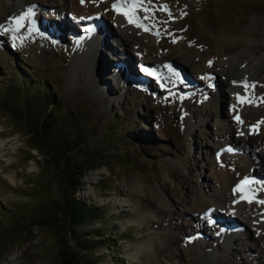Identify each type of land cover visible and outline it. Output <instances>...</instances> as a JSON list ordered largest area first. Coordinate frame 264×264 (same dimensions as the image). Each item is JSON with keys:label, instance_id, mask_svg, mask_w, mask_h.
I'll return each mask as SVG.
<instances>
[{"label": "rangeland", "instance_id": "374dc122", "mask_svg": "<svg viewBox=\"0 0 264 264\" xmlns=\"http://www.w3.org/2000/svg\"><path fill=\"white\" fill-rule=\"evenodd\" d=\"M53 1L0 0V96L5 86L15 85L7 103L18 108L20 84L26 83V95L34 96H44L46 84L59 128L72 134L69 126L76 124L84 148L95 146L102 153L104 161L88 172L84 188L75 194L106 212L102 220L79 228L110 241L96 248L95 264H264V241L248 228L231 225L246 227L241 216L222 221V227L210 215L197 221L195 213L186 212L201 199L222 213V177L232 178L234 187L240 177L252 174L243 169L255 163L262 175L242 186L252 201L241 203L255 204L253 215H264V161L257 155L264 156V141L257 147L243 144L234 126L237 116L253 124L264 118V68L255 76L264 64V0H82L76 16L70 0ZM113 4L128 5V14L152 41L130 38L124 46L125 37L115 32L104 40L108 47L98 45L95 25L116 30L104 14ZM29 8L33 14L17 30L13 19ZM121 48L131 60L116 54ZM191 50L215 65L240 53L253 61L247 71L251 81L241 96L242 115L236 112L240 94L228 95L222 87L221 68L192 72L197 64L188 55ZM76 51L85 59L74 66ZM102 56L110 65L99 63ZM118 65L128 67L133 77L127 70L118 73ZM254 65L257 69L251 70ZM234 66L228 62L222 68L233 73ZM12 122L0 109V264H59L47 228L20 234L21 220L34 214L39 201H50L55 186L47 192L33 189L41 157ZM253 124L249 133L258 136ZM153 189L167 209L156 203ZM227 231L234 235L228 242ZM259 231L264 234V227ZM145 243L147 248L133 259L136 246Z\"/></svg>", "mask_w": 264, "mask_h": 264}, {"label": "trees", "instance_id": "16d2710c", "mask_svg": "<svg viewBox=\"0 0 264 264\" xmlns=\"http://www.w3.org/2000/svg\"><path fill=\"white\" fill-rule=\"evenodd\" d=\"M45 85L41 89L45 95L34 96L26 95V83L20 84L16 92L18 108L7 103L15 85L5 86L7 90L0 96V109L12 118L14 126L24 131L28 148L41 157L33 189L47 192L55 186L51 200L39 201L33 206L34 214L21 220L25 225L20 234L26 235L33 228H47L54 236L59 264H95L96 248L99 244L108 246L110 241L103 238L104 244L103 239H95L91 232L82 233L79 228L102 220L106 212L102 207L86 204L75 194L84 188L82 180L88 172L98 168L104 159L95 146L84 148L80 141L82 132L76 124L69 126L72 134L59 128L61 122L53 113L55 104L46 95Z\"/></svg>", "mask_w": 264, "mask_h": 264}, {"label": "bare ground", "instance_id": "6f19581e", "mask_svg": "<svg viewBox=\"0 0 264 264\" xmlns=\"http://www.w3.org/2000/svg\"><path fill=\"white\" fill-rule=\"evenodd\" d=\"M50 1H53V0H50ZM81 1L82 0H70L68 2V4H71V6H74V9H73L74 12L72 11L71 14L76 16V11L79 9V8L78 9L76 8V5H78L79 2H81ZM103 2L105 3V1H103ZM66 3H67V1H66ZM126 7L121 6L119 12L117 10L113 9L112 7H111V9H108L107 12L104 11L105 12L104 13L105 17L111 21V24L115 27V29L117 31L116 30H114V31L113 30H111V31L110 30H105V27L103 25L99 26L100 24L98 26L95 25V27H93V28H95V32L98 33L97 35L96 34L95 35L99 36L98 39L96 40V43H98V45L102 44V47L107 46L104 40H108V38L110 36H113L116 33L117 34H121L123 37H125L123 39L124 46H127V45L130 44V38L133 39L134 41L136 40V38H139L141 40L144 39V40H147L148 42L152 41V38L149 36V34L146 31L142 30L140 27H136V22L134 21V19H133V21H134L133 23H129L128 18L125 15H123V13L127 12V10H128ZM89 10H90V12L92 14L94 13L93 12L94 11L93 8H90ZM94 20H96V19L93 17L92 20L88 21V22L90 23V22H93ZM62 29H63V25H61V24L57 25V27H56L57 31H61ZM139 41H138V44L142 47L143 44L141 42L139 43ZM76 43H78L79 46L81 45L82 47L86 48V45L84 43H82V42H80L78 40H76ZM150 49L153 50V47L151 46ZM93 50L95 51L96 54H98L97 48L93 49ZM123 51H124L123 49L121 51H117L116 54L118 56H120L121 59L123 58L126 61H128L130 57H128L127 55L126 56L123 55ZM78 52L79 51H76V53L74 54L73 60H72L74 66L76 64H78V62H80L81 60L85 59V57L82 55L81 56V60H80V57H79L80 53H78ZM102 53H104V51H102ZM86 54L89 55V52H86ZM188 55L191 58V60L194 61L197 64V66L195 68H192L193 69L192 72H195V70L196 71L198 70V73L200 72V74L202 75V74H206L210 70L214 69V66L218 67V68H221L220 74L222 75V77H223L222 81L224 82V85L222 87H225L227 89L228 95H233L236 92L240 94V97L245 95V86L244 85L249 83V81H251V77H250V75H247V71L249 70V67H251L252 63H253L252 60H251V62L250 61L247 62L248 55H245V54L243 55V53H240V54L234 55L231 59L217 60V62H218L216 64L217 66L215 64H213V63L211 65H209L210 58L207 57V56H204L202 54H199L195 50L189 51ZM103 56H104V54H103ZM103 56L101 57L99 63H102L104 65H108V64L110 65L108 59H105V60L102 59ZM137 57L139 58L140 56L137 55ZM77 58H78V60H77ZM240 58L245 59L244 62H242V61L240 62L239 61ZM139 59L142 62H147L145 60V58H143V57H140ZM75 60H77V61L74 62ZM101 60H102V62H101ZM130 60H131V58H130ZM96 61L97 60H95V62ZM228 62L229 63L233 62L234 64H236V66H234L236 71L234 69L233 73H228L227 70L222 68V66L227 64ZM124 63H126V62H124ZM182 64L184 65V62ZM117 67L120 68L119 69L120 71L118 72L120 74H121V72L126 71L128 69V67L125 68L124 66H120V65H118ZM254 68L255 69L258 68L256 73H255L256 74L255 76L257 77V76H259L262 73V69L264 68V64H261L257 68H256V65H254V67H252L250 69L252 70ZM128 72L133 77L134 74L131 73L130 71H128ZM257 73H258V75H257ZM126 76L129 77V75L127 73H126ZM131 76L129 78L134 80L133 78H131ZM222 87H221V90L223 92V88ZM237 107H238V109H236V112L239 111L241 115L246 111V108H245L246 106L241 101L239 102ZM233 109H234V107H233ZM233 112H235V111H233ZM234 121H235V125L234 126H236L239 134H241V136H242L243 144H246V145L247 144H252V145L256 146L258 144V142L264 141V123H260L261 121L254 122V124L251 123V122L244 121V120H241V121H243V123H238L237 120H234ZM262 121H264V118H262ZM251 124L254 125V127H253L255 129L254 133L257 134V132L260 131L258 136H255V134H253V133L252 134L249 133V132H251L250 131L251 127H249V125H251ZM257 124H259L258 128L255 127ZM232 129L234 130L235 128L233 127ZM228 145L237 146L235 144H228ZM257 155H260L259 160L263 159V161H264V156L260 152H258ZM243 170L246 173H248L247 171L251 170L252 174L250 172L248 173L249 180L251 178V181L259 180L260 175H262L261 173H259L260 171H259V169H257L255 163L252 166L251 165H249L248 167L246 166L245 169H243ZM245 176L246 175H244L242 177H245ZM242 177H240V179ZM256 177H258V178H256ZM221 182L223 183L222 187H223V189L225 191V194H226V197H223L222 200H220L221 203H222L221 209H223L222 213H219V212H217L214 209L212 210V207H211L213 205L212 202L206 203L204 200H201V199L194 201V203H193L194 204L193 205L194 206V210L186 211L184 209V212L186 211V212H188V214L195 213V217L198 219L197 221H202L201 219H203V221H205V217L210 215L212 220H217L219 223H221L222 221H226L225 224L226 223H230L233 220V216H235V215L239 216V217L241 216V220H242V222H244L246 227L243 226L242 224L238 225L239 223L237 224L235 222L231 223V225H234L235 227L236 226H240V229H246V228L250 229L251 231H253L254 234H256V239H259V241L263 242L264 241V234H262V232L259 231V228H260V226L264 227V215L263 214L256 215V216L253 215L254 211L257 210V206L255 204L241 203L242 201H246V200H249V199L251 200L250 195L248 193H246V191L243 190L245 188V186L240 184V183H236L234 185V187H231L232 178H229V177H226V176L222 177V181ZM238 186H241V190L240 191H236ZM242 186L244 188H242ZM153 191L155 192L154 193V196H155L154 198H155L156 203L159 206L163 207L164 210L167 209V205L165 204L164 199L157 194L155 189H153ZM181 201H182V199L180 198L179 202H181ZM210 210H211L212 213L210 212ZM191 211H193V212H191ZM134 212L136 213V212H139V211H138V209H134ZM138 216H142L143 217L142 212L139 213ZM216 216L221 217L222 220L215 219L214 217H216ZM258 221H259V223H258ZM142 222H145V220L144 221L143 220L140 221V223H142ZM222 223H221V226L224 227ZM233 234H234V232H233ZM224 236L227 237V242H228V240L231 239V236H234V235H232V233L229 234L228 231H227V233ZM226 247L229 248L230 245L228 244ZM145 248H147V244L146 243H145V245L138 244L136 246V248H135L136 251L134 252V254H132L133 259H136L137 256L140 255L142 253V250L145 249ZM208 257H210V256H208ZM205 258L206 257L204 256L203 259H205ZM262 259L264 260V257H262ZM204 264H205V262H204Z\"/></svg>", "mask_w": 264, "mask_h": 264}, {"label": "snow or ice", "instance_id": "6c2138e0", "mask_svg": "<svg viewBox=\"0 0 264 264\" xmlns=\"http://www.w3.org/2000/svg\"><path fill=\"white\" fill-rule=\"evenodd\" d=\"M133 8L136 7V5H133L132 6ZM113 9L117 10L118 12L120 11V5L118 4H113ZM33 14V11H32V8H29L26 12L22 13L19 17H16L13 19V23L16 25V29L19 30L20 27H22V21H24L26 18L30 17L31 15ZM123 15H125L128 20H129V23H133V19L129 16L128 12H124ZM136 27H143V25L139 24V23H136ZM7 30V29H5ZM147 30V29H145ZM209 65H211V61H209ZM245 87H248L247 84L244 85ZM254 87V85H253ZM238 100H240L241 102H245L244 101V98L242 97H238ZM247 102H251V101H247ZM236 120L238 123H243V121L240 120L239 116L236 117ZM260 123H264V121H261ZM256 128L259 127V124H257L255 126ZM255 181H250L248 179H245L243 181V185H248L250 183H254ZM241 190V186H238L236 191H240ZM249 202H251V200L249 199ZM260 203H264V201H260Z\"/></svg>", "mask_w": 264, "mask_h": 264}]
</instances>
